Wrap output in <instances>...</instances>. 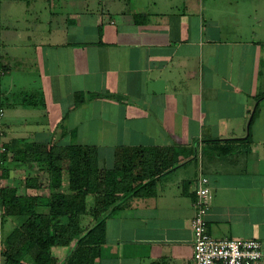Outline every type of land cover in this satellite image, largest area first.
I'll use <instances>...</instances> for the list:
<instances>
[{
	"label": "crops",
	"instance_id": "obj_1",
	"mask_svg": "<svg viewBox=\"0 0 264 264\" xmlns=\"http://www.w3.org/2000/svg\"><path fill=\"white\" fill-rule=\"evenodd\" d=\"M115 1L69 6L49 19L42 9L22 16L21 8L38 11L37 0H0V117L10 109L0 118L3 145H93L107 167L123 149L179 152L155 178L153 196L121 200L107 213L96 264H194L202 175L213 191L212 237L264 244V0ZM17 92L33 99L13 100ZM40 112L46 124L29 139L17 133L19 119ZM12 155H0L9 169L0 186L46 197L49 190L26 183L43 178L39 165ZM15 177L23 181L9 184ZM53 252L63 259L66 248Z\"/></svg>",
	"mask_w": 264,
	"mask_h": 264
},
{
	"label": "trees",
	"instance_id": "obj_2",
	"mask_svg": "<svg viewBox=\"0 0 264 264\" xmlns=\"http://www.w3.org/2000/svg\"><path fill=\"white\" fill-rule=\"evenodd\" d=\"M12 151L13 162L35 163L42 171L45 181L29 176L27 186L49 193L46 197L19 195L14 187L0 186L4 220L0 264H96L107 213L121 200L153 196L155 178L179 154L162 147H133L121 150L115 165L107 167L93 145L17 141L3 145L0 140L3 158L7 160ZM8 173L0 164V178ZM43 207L48 211H42ZM12 217L20 222L7 232L6 223ZM57 247L66 248L63 259L55 256Z\"/></svg>",
	"mask_w": 264,
	"mask_h": 264
},
{
	"label": "built area",
	"instance_id": "obj_3",
	"mask_svg": "<svg viewBox=\"0 0 264 264\" xmlns=\"http://www.w3.org/2000/svg\"><path fill=\"white\" fill-rule=\"evenodd\" d=\"M1 115L3 111L1 110ZM1 136V134H0ZM3 150H5L3 148ZM192 220L194 264H264V244L258 239H216L208 229L207 213L212 199V187L207 176L197 183ZM3 206L0 202V249L3 247Z\"/></svg>",
	"mask_w": 264,
	"mask_h": 264
},
{
	"label": "rangeland",
	"instance_id": "obj_4",
	"mask_svg": "<svg viewBox=\"0 0 264 264\" xmlns=\"http://www.w3.org/2000/svg\"><path fill=\"white\" fill-rule=\"evenodd\" d=\"M29 1L30 0H27V2H23V6L25 7V5H28ZM100 1H102V0H79V3L73 4L69 0H66V1L65 0H37V2H38L37 5H33V6H37L38 11H35L34 8H33L32 10H34V11H32V13L29 14V13H27V11H24V8H21V10H22V16H24L26 18H31V17H36L37 16L36 13H39V15H41L40 9H42L43 16H47L49 19H51V16H52L51 13L52 12L56 11V13H58L63 8L66 9V8H70L69 6H75V5L80 6L81 8H84L88 4H92L93 8L94 7L99 8L98 5H99ZM110 2L115 5L116 1L115 0H107V3L110 4ZM128 2H129L128 0H122V3H124L125 7H126V5H128L127 4ZM118 4H119V2H118ZM124 6L120 5L118 8H124ZM15 10L17 11L15 13L19 12V9H15ZM11 11H12V9H11ZM15 13H11L10 10H9L8 13H7V19L9 21H11V18H13L15 16L14 15ZM1 15H2V18H3V14H1ZM23 23H24V21H22V24ZM14 82H17V81H14ZM0 89H1V87H0ZM1 91H2V93H0V108H1V101H5V98H4V95H3L4 90L1 89ZM22 95H23V97H27L28 101L33 99L29 94H27V92H25V93L17 92V93H15L16 98L15 99L13 98V100H18V98L22 97ZM30 106H32V105H30ZM30 106H28L27 108L33 110V107H30ZM4 109H5V116L4 117H0V118L3 119L2 121L6 122L8 116H10V109L7 107V105H5ZM28 114H29V117H27V121H24L23 119H19L18 118L19 120L17 119L18 123L16 124V128L18 130L17 133L18 134H22L23 136H26L28 134L27 139L30 138L29 137L30 133L36 128L35 126H40V124L42 122H44V124H46V122H47L44 119V117H41L43 115V114H41V112H40V114H34V113H28ZM0 128L2 130L5 129V125L1 126ZM1 143H3V142L1 141ZM28 169H31V168H28ZM15 170L18 171L20 169H15ZM40 171H41V169H40ZM34 172H35V170H34ZM19 180H21V182L23 181L19 177H15V181L12 180V182H11L10 179H8L7 181L9 182V184L13 183L14 185H18ZM12 228H13L12 221H8V223L6 225V231L9 232Z\"/></svg>",
	"mask_w": 264,
	"mask_h": 264
}]
</instances>
